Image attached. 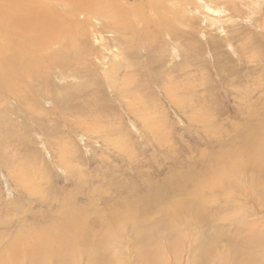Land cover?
I'll return each instance as SVG.
<instances>
[{
	"label": "rangeland",
	"instance_id": "rangeland-1",
	"mask_svg": "<svg viewBox=\"0 0 264 264\" xmlns=\"http://www.w3.org/2000/svg\"><path fill=\"white\" fill-rule=\"evenodd\" d=\"M175 2L126 0L127 11L143 10L146 25L121 35L104 22V41L93 47L84 39L92 51L73 54L59 74L48 70L45 54L42 79L24 93L30 111L12 96L0 105V264H59L60 249L65 264L264 258V202L247 188L246 168H238L234 191L216 187L245 143L264 147V0H217L226 12L211 27L193 5L185 8L191 17L170 9ZM114 56L121 69L111 87L101 65L108 68ZM251 131L261 132L257 143L248 142ZM197 190L213 220L182 218L187 226L175 224L166 237L167 211ZM212 222L219 234L205 249L201 239L212 235ZM132 226H144L143 233ZM34 241L39 245L29 246ZM32 247L40 250L36 261L29 260Z\"/></svg>",
	"mask_w": 264,
	"mask_h": 264
},
{
	"label": "bare ground",
	"instance_id": "bare-ground-1",
	"mask_svg": "<svg viewBox=\"0 0 264 264\" xmlns=\"http://www.w3.org/2000/svg\"><path fill=\"white\" fill-rule=\"evenodd\" d=\"M216 2L217 0H176L175 4H170V9L177 10L180 7L182 14H187L188 17H191L189 13L190 14L193 13L192 9H189V11H187L185 10V8L187 5L188 6L193 5L195 6L197 13L201 15V17L203 16L202 19L205 20L206 26L211 27V26H216L215 25L216 23H221L220 19L221 17L224 16V13L226 12L222 7L223 5L218 6ZM181 4L184 5L185 7L181 8L180 6ZM122 5H126V0H0V105L4 104L6 100L8 101L7 96H10V97L12 96L15 102H19V103L21 102V104H23L26 110L30 111V106L32 102L30 101V99H28L24 95V93H27V91L30 92V86L31 84H34V80L36 77L40 76L41 78L44 75L43 72L45 71V69L43 68V66L48 63V70L50 72L58 71V74L64 69L66 71V66H68L71 62H73L71 59L72 57H75L73 54L78 56L81 50L86 47V45H83V43H85L84 39L91 38L93 42V47L98 46L99 42L104 41L103 36H101L100 31H99V27L104 25V22L107 26H112L113 29H115V31L121 32L122 33L121 35L128 34V32L131 31V29L134 28V26H135L134 29H139L138 26L142 28V26L145 24L142 21L143 19H141L142 18L141 16L143 15L142 13H144L143 10L130 8V10L127 11ZM176 13L177 11L174 12V14ZM106 25H104L105 28H107ZM107 34L111 38L113 36L115 37L116 35L115 32L112 30L107 32ZM87 49L91 50L92 48L91 49L87 48ZM102 51L107 54L113 55L110 48H103ZM117 52L118 51L116 50V53ZM45 54H49L50 56H48L47 63L42 65V59ZM57 54L59 57L57 56ZM67 57L70 58L68 62H66ZM117 57L118 56L113 57L114 60L112 63H110L108 68H106L104 65H101L102 75L103 77H105V80L108 82V84L111 87H113L115 84V81H117L116 79L117 73L121 69V61L115 60L117 59ZM77 63L79 62L77 61ZM67 76L69 77L71 75H67ZM67 78H64L63 81L66 80ZM44 85H46L45 82L42 83L40 88H42V86ZM255 132L256 131L254 132L251 131L249 135L246 136L248 142L253 141V143H257V138L255 136L258 135V138H259L261 135V132H258V133H255ZM249 144L250 143L244 144L246 148L245 151H243V153L240 151V153H242L243 156L241 155L242 158L241 156L240 157L238 156L237 160L239 161L234 164L233 168L230 170H226L225 172L222 171L223 176H222V180L220 183H219V179L221 178V176H219L218 174V177H217L218 182L216 184V187H218V191H220L221 194L222 192H224V190L225 192L234 191L239 181V176L236 177L238 173V168L243 166L246 168V171H247V173L245 172L247 174L246 176L251 181V182H247L246 186L249 189L252 188L251 185L255 187L254 193L256 194L255 196L253 193L252 194L254 197H257L258 200L261 201V205H262V203L264 202V147L261 146L260 150H259L260 147L254 150L255 149L254 144L253 145L252 144L249 145ZM67 150L70 151L69 149ZM20 179L22 180L21 177ZM245 182L246 181L244 180V183L242 184L243 191L247 189L245 186ZM32 184L34 183L32 182ZM224 187H227V189H225ZM242 193L243 194L247 193L246 196L248 195V192H242ZM190 194H191V197L187 199V201H184L182 203L177 202V204L175 203L176 204L175 209L171 210L170 212L167 211L168 214L166 217L168 218L166 219H169V220L167 222L165 221V224H164L166 225V230H162V233L165 234L166 232V237H168L171 232L176 233L177 227L175 226V224L177 223L182 224V222H185V225H186L187 220H182V218L187 219V217H189L190 219L194 220L196 223L198 222L200 224L208 223L209 220L211 221L213 220V218L210 219V216L213 214L209 216V214L206 211V207H205L206 201L204 202V200H202L201 192L197 190L195 193L191 192ZM233 194H236V193L234 192ZM251 196H249V198ZM229 199H232V197ZM241 205L243 204L241 203ZM262 207H264V205H262ZM249 213H246V214H249ZM252 219H255V217ZM146 221L147 220H145V222ZM137 224L135 225L139 226V223ZM210 225L213 228L211 229V231L212 230L213 231L210 237L200 236V237H203L201 239L197 235V237L203 241L201 245L204 244L205 249L206 248L209 249L214 244V241L217 239L216 234H219L217 230L215 229V226H214L215 223L213 224L212 222ZM132 227L135 228L134 230H136V226L135 227L132 226ZM142 227L144 229V226ZM263 228H261V231ZM143 229L138 230L137 228V230L135 231L137 232L136 236H139L138 234L143 233L144 231ZM253 229L254 227L252 228V230ZM74 234L72 236L76 237L77 235H74ZM258 236L262 237L261 234ZM197 237H196V240H197ZM252 240L253 242L251 243H253L254 245V239L252 238ZM36 242L38 241H34L33 244H30L29 246H34V243ZM255 242L257 241L255 240ZM35 245L37 246L39 245V243L38 244L36 243ZM245 247L247 246H244V248ZM35 251H37L40 254V250L38 248L32 247L29 249L28 254L31 256V259L29 260L31 261L37 260V256L34 254ZM66 252L67 250L60 249V251L56 253L57 261L59 264L66 263L67 260L65 259L68 258V254H66ZM71 252L72 250H69V253ZM249 252H252V251H248V253ZM98 253L99 251H95L96 256L98 255ZM203 254L206 255V251L203 252ZM241 254L246 255V253H243V252ZM205 257H207V255ZM254 258L253 257L250 258L249 255H247L245 258L242 257L243 259L241 260L242 264H245V263L246 264H264V258L260 259L259 263H257V261H255ZM97 259H98V256H97ZM141 260L143 264L152 263L150 259L146 260V259L141 258ZM144 260L145 262H143ZM4 264H15V260L13 259L12 261L4 263ZM26 264H32V263L27 262Z\"/></svg>",
	"mask_w": 264,
	"mask_h": 264
}]
</instances>
